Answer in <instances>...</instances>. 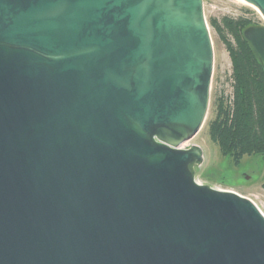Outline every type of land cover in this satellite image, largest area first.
I'll use <instances>...</instances> for the list:
<instances>
[{
    "label": "water",
    "instance_id": "95a60500",
    "mask_svg": "<svg viewBox=\"0 0 264 264\" xmlns=\"http://www.w3.org/2000/svg\"><path fill=\"white\" fill-rule=\"evenodd\" d=\"M214 64L204 0H0V264H264V213L185 147Z\"/></svg>",
    "mask_w": 264,
    "mask_h": 264
},
{
    "label": "trees",
    "instance_id": "16d2710c",
    "mask_svg": "<svg viewBox=\"0 0 264 264\" xmlns=\"http://www.w3.org/2000/svg\"><path fill=\"white\" fill-rule=\"evenodd\" d=\"M244 12L247 15H225L210 22L231 58L232 91L213 102L208 135L237 166L247 155H264V67L243 34L260 22L252 10Z\"/></svg>",
    "mask_w": 264,
    "mask_h": 264
},
{
    "label": "rangeland",
    "instance_id": "374dc122",
    "mask_svg": "<svg viewBox=\"0 0 264 264\" xmlns=\"http://www.w3.org/2000/svg\"><path fill=\"white\" fill-rule=\"evenodd\" d=\"M206 17L214 44L215 64L211 85V101L206 122L201 131L185 145L186 148L200 145L204 150V162L196 168V179L203 185L227 190L254 201L264 213V155L245 156L234 165L229 156L222 155L218 145L208 135V121L212 118L213 102L228 96L232 91V62L228 50L218 32L210 23L225 15L246 14L245 9L255 12L261 25L264 17L258 9L241 0H204ZM246 176H249L248 178Z\"/></svg>",
    "mask_w": 264,
    "mask_h": 264
},
{
    "label": "bare ground",
    "instance_id": "6f19581e",
    "mask_svg": "<svg viewBox=\"0 0 264 264\" xmlns=\"http://www.w3.org/2000/svg\"><path fill=\"white\" fill-rule=\"evenodd\" d=\"M242 2H245V3H247L246 1H244V0H241ZM250 5V4H249Z\"/></svg>",
    "mask_w": 264,
    "mask_h": 264
},
{
    "label": "flooded vegetation",
    "instance_id": "af4514ba",
    "mask_svg": "<svg viewBox=\"0 0 264 264\" xmlns=\"http://www.w3.org/2000/svg\"><path fill=\"white\" fill-rule=\"evenodd\" d=\"M247 178L249 177V176H246Z\"/></svg>",
    "mask_w": 264,
    "mask_h": 264
}]
</instances>
